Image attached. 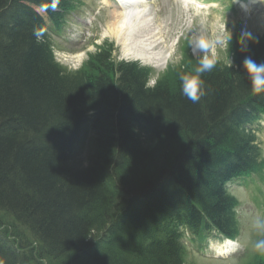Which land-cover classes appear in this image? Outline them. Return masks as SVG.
<instances>
[{
    "label": "trees",
    "instance_id": "16d2710c",
    "mask_svg": "<svg viewBox=\"0 0 264 264\" xmlns=\"http://www.w3.org/2000/svg\"><path fill=\"white\" fill-rule=\"evenodd\" d=\"M38 4L49 10L51 0H0V214L14 227L0 264H181L160 217L177 198V220L195 225L198 203L229 227L221 181L254 164L238 128L243 105L264 107L242 61H264V38L241 52L239 37L234 63L203 73L193 103L179 75L196 61L148 87L146 72L116 62L106 43L84 67L61 70L34 36L45 29ZM88 132V162L74 166Z\"/></svg>",
    "mask_w": 264,
    "mask_h": 264
},
{
    "label": "rangeland",
    "instance_id": "374dc122",
    "mask_svg": "<svg viewBox=\"0 0 264 264\" xmlns=\"http://www.w3.org/2000/svg\"><path fill=\"white\" fill-rule=\"evenodd\" d=\"M89 2V1H88ZM161 5H163V10L161 11V13L159 15L156 16V20H158L156 22L157 25H160L159 28V32L163 33L167 36L166 38V42L168 40V38L173 39V37H175L176 35H171L173 34V32H175L176 34L178 32H181L178 35H180V39L181 40H185V49L183 50V52L181 53V49L180 51L177 53L176 56H174V58L170 59L169 64V70L163 68V66H158L156 69H154L151 72V79L148 80V82L150 81H160L163 79H167L168 81H172V78L174 77V73L175 70L181 66V63H185L187 62V64H193V62L195 61V58L192 55V48L190 47L188 41L191 38V36L195 33V34H202L207 41L210 43L212 50L215 51L217 53V56H221L223 57L224 54H219V48L220 46H223V40L221 39V37L219 35L216 36L217 34V30L215 29V25L213 23L208 24V26L204 25V24H198V26H195V24H193L192 22H190L188 25H183L181 24L178 27H174L175 23L178 21L177 19V13L178 11L176 10L178 7V4L174 1V0H164L161 1ZM90 4V2H89ZM173 8V9H172ZM260 14H259V18L256 21V17H252L250 19H247L246 21H244L242 23V25L245 24H252L253 26H247L245 31H249L251 28H256V30L258 29L259 31L264 30V8H261L260 10ZM258 15V13H256ZM109 15V14H107ZM107 15L105 16V19L100 21V26H99V31L102 32V29L105 28L106 26V18ZM111 16V15H109ZM105 35V34H104ZM107 41V40H106ZM187 41V42H186ZM108 43H110L112 45L113 51L111 53V55L113 56V58L116 61H121V60H126L129 61L132 58V56L126 57L125 55H123L122 53V48L119 44H116L114 39L111 40L109 39L107 41ZM168 43V42H167ZM61 47V46H60ZM83 46H80L78 44H73V45H62V49H59V53H57V58H59L62 61V64H64L66 66V69H76L79 70L80 68L84 67L85 65H80L82 64L81 62H85L87 60V56H89L90 54H93L94 52H92L93 50H90L89 47L85 49H82ZM92 48V47H91ZM82 49V50H81ZM179 46L176 47V51H178ZM63 52L61 53L60 51ZM80 50V51H79ZM79 51V52H77ZM79 54H81L80 56H78ZM184 54V55H183ZM75 55V56H74ZM78 56V57H76ZM68 60V61H67ZM82 66V67H81ZM89 134V132H88ZM87 134V136L85 137L84 141L81 142V144H79V148L77 151V153H75L71 158L72 162L71 164H73L74 166H85L88 162L89 156L91 154L92 151V141H93V135L92 133H90L89 135ZM258 139V143L260 148L264 149V134L257 137ZM76 151V150H75ZM263 155V154H262ZM264 157V155H263ZM154 174V173H153ZM167 179V178H165ZM241 191V195L243 198H245L246 200L249 199V191L247 190H243L240 189ZM195 202V201H193ZM196 203V202H195ZM198 206L196 208H199L201 211H203V209L200 207V205L198 203H196ZM172 218V216H170ZM165 218V217H164ZM166 222H163L162 225L160 226H164L166 224H169L171 219H167L165 220ZM28 236H30L29 234H27ZM24 238V237H23ZM24 242V239H23ZM184 244L186 245V250L189 249L190 252L194 253L195 250L191 247V244H189L188 242H186L185 240L183 241ZM37 248V252L40 250V247L43 248L42 244H37V246H35ZM44 250V248H43ZM36 252V253H37ZM196 253V252H195ZM37 256V255H36ZM194 260L197 264H217V263H212L209 260H207L206 258H202V257H196ZM191 262V261H190ZM227 264H236V263H231L228 262Z\"/></svg>",
    "mask_w": 264,
    "mask_h": 264
},
{
    "label": "clouds",
    "instance_id": "9594fccd",
    "mask_svg": "<svg viewBox=\"0 0 264 264\" xmlns=\"http://www.w3.org/2000/svg\"><path fill=\"white\" fill-rule=\"evenodd\" d=\"M56 3H58V0H53V10H55ZM44 31L45 29L43 27L34 29V36L37 42L40 41ZM249 42L258 43V40L249 34L241 42V52H247L249 50ZM188 43L192 48V55L196 62L190 71L183 72L179 75V87L184 97L196 103L205 95L202 74L210 72L216 67L218 56L202 34L194 33ZM242 68L251 83V90L257 94L264 92V61L258 63L251 56H245L242 61ZM147 86L155 87V81L148 82ZM253 227L264 232V220L257 219ZM254 250L259 253H264V239H259L254 243Z\"/></svg>",
    "mask_w": 264,
    "mask_h": 264
},
{
    "label": "bare ground",
    "instance_id": "6f19581e",
    "mask_svg": "<svg viewBox=\"0 0 264 264\" xmlns=\"http://www.w3.org/2000/svg\"><path fill=\"white\" fill-rule=\"evenodd\" d=\"M112 14L114 15L112 17L113 19H109L106 22L107 24L103 30V34H109L113 37L115 43L121 46L123 55H125L126 57L132 55L140 59H153V61L155 62L153 65H155V67L162 66L164 59L169 55V53L165 52L160 47L164 45L163 37L165 36L161 34V32L159 36L158 27H160V25H156L152 18H150V20H148L147 18H145L144 20H138L137 18L135 19L133 15L128 12L121 13L116 11V13ZM59 68L61 69V67ZM186 198L188 201H190L189 197ZM176 199L177 198H175V200H169L168 206L170 205V203H172V205H170L167 208V212L160 217L161 222L159 223V226L163 224V220H167L170 216H177V206L175 202ZM228 207L230 211L231 207ZM196 210L199 214V217L211 219L204 210L201 211L199 208H196ZM5 231L8 232L9 230H7V228L4 226V223H0V239L7 240V233Z\"/></svg>",
    "mask_w": 264,
    "mask_h": 264
}]
</instances>
